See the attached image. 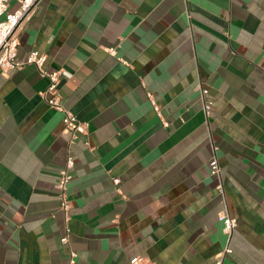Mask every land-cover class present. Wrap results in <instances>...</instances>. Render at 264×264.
Here are the masks:
<instances>
[{
  "label": "crops",
  "instance_id": "1",
  "mask_svg": "<svg viewBox=\"0 0 264 264\" xmlns=\"http://www.w3.org/2000/svg\"><path fill=\"white\" fill-rule=\"evenodd\" d=\"M18 36L87 129L34 64L0 71V264H264V0H40Z\"/></svg>",
  "mask_w": 264,
  "mask_h": 264
},
{
  "label": "built area",
  "instance_id": "2",
  "mask_svg": "<svg viewBox=\"0 0 264 264\" xmlns=\"http://www.w3.org/2000/svg\"><path fill=\"white\" fill-rule=\"evenodd\" d=\"M8 1L0 0V71H6L10 69H19L25 64H34L42 76L49 79V84L42 96L45 97V93H49V97L45 98L47 104L56 111L62 113V122L66 130L72 134V139L75 138L76 133L84 134L87 129V122L81 121L76 115L66 110L60 103V97L58 94L59 76L60 70L47 71L43 68L45 61V55L37 50H30L23 60L16 59V50L19 44V28L28 21L34 13L40 0H18V6L13 11H8ZM109 53H114L113 48L108 49ZM206 90L201 89V96L204 97ZM150 103L152 104L156 114L160 116L159 108L155 103V100L151 93L147 94ZM211 107V103L204 101L203 109L207 112ZM164 126L168 124L162 120ZM210 172L220 177V168L216 158L210 161ZM73 166V159L68 154L64 167L59 171V178L56 183L58 196L60 199V209L63 212L65 219L69 216V201L67 197V185L71 179L70 170ZM220 179V178H219ZM117 185L119 183L118 178L113 179ZM218 189L222 192L221 181L218 184ZM219 219L222 221L224 232L230 237L234 227L236 226V219L232 217L226 210L219 213ZM69 229H65V234L60 238L62 243H68ZM231 252L229 246L224 247L215 256L214 264H223V261L228 253ZM75 259V252H70L68 264H73ZM140 261V258H132L130 262L135 264Z\"/></svg>",
  "mask_w": 264,
  "mask_h": 264
}]
</instances>
